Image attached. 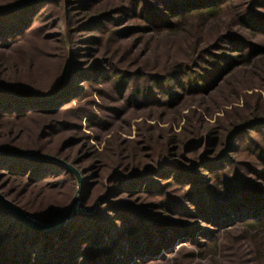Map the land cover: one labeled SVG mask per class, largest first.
<instances>
[{
  "label": "trees",
  "instance_id": "16d2710c",
  "mask_svg": "<svg viewBox=\"0 0 264 264\" xmlns=\"http://www.w3.org/2000/svg\"><path fill=\"white\" fill-rule=\"evenodd\" d=\"M33 37L65 46L61 85L41 90L31 77L35 54L25 43ZM86 53H95L83 61L89 76L75 84ZM263 88L264 0L0 6V181L23 182L24 192L0 190L52 224L78 192L73 167L84 180L79 200L86 208L48 231L27 226L0 203V264H158L181 256L243 264L244 243L255 264H264V100L251 103ZM98 97L109 103L101 116ZM139 110L150 111L143 125L163 121L170 129L155 147L143 131L156 162L131 168L125 159L136 157L125 153L115 123ZM84 118L96 140L113 129L103 142L115 144L116 167L98 186L96 164L80 168V160L61 158L66 147L88 142V134L76 136ZM124 121L129 129L134 122ZM63 132L74 134L51 152L47 142Z\"/></svg>",
  "mask_w": 264,
  "mask_h": 264
},
{
  "label": "rangeland",
  "instance_id": "374dc122",
  "mask_svg": "<svg viewBox=\"0 0 264 264\" xmlns=\"http://www.w3.org/2000/svg\"><path fill=\"white\" fill-rule=\"evenodd\" d=\"M14 0H0V6L3 4H12ZM44 9H40V12H42ZM58 31L57 28L51 29V32H56ZM60 41H55L54 39L48 40V42L43 41L42 39L38 37H33L29 41L25 43V49L28 51L29 54L33 53L35 54L32 58L33 61V67L30 71V75L32 78L38 81L39 87L41 90H46L48 89L49 86H53L55 83L56 85H61L60 81V76L63 74L64 70L67 67L68 64V53L67 50H65V46L63 43H59ZM36 47L40 49H36ZM105 47V46H103ZM103 50L106 48H102ZM100 51V50H99ZM85 55L88 56H95V53L93 55H90L89 53H86L82 55L81 57V64L78 66V72L74 74V80L73 82H76L75 84H81V80L85 78L87 75L89 76V73L85 71V65L83 61L85 60ZM100 57V53H98V59ZM119 57V56H118ZM117 57V60H118ZM94 58V57H93ZM93 58L89 60V66H92L95 61H93ZM252 93L251 91H249ZM253 97L251 99V103L253 104L256 99L264 100V88L261 90H256L253 93ZM94 98H96L94 96ZM106 100V99H105ZM102 100L100 97L96 99V106L95 109L96 112L95 114L101 116L103 114H106L107 112L104 110V108H107L109 103L106 100ZM103 111H101V110ZM150 113L148 110H139L131 115L125 116V119L123 120H134L132 123L131 128L126 125L125 121L123 120L115 123V129L120 128L121 131H119L121 138L119 139V142L123 143V148L125 150V153L130 155H133L136 157L135 160L130 161V158H126L125 162H133L130 167L132 168L135 165L144 168L147 165H153L155 161V158L157 156L153 155L151 152V145L152 146H160L161 143H164L165 138L167 137V133L169 132V123L165 122H160L158 127H154L155 121L149 120L146 122L147 125H143L144 122L143 118H141L143 115ZM218 115H223V112H220ZM131 116V117H130ZM147 116V115H145ZM136 119H134V118ZM166 118V117H165ZM215 118V116L213 117ZM210 121H213L211 119ZM31 124V122H30ZM183 122L180 124V126H174V131L173 132H179L181 129V125ZM148 125H151L153 127H150ZM88 123L87 120L84 118L82 120V132L77 133V137H81L82 133L88 134L89 140L88 142L83 141L81 144L75 145V146H69L64 149L61 153V158L66 159L71 162H75L77 160H80V168H85L87 166H95L93 164H96V170L94 169V173H96V180H97V186L99 185L100 182H104L107 180L111 172L114 171L115 169V164L114 162L117 160L116 155L113 154V149L115 144H110L108 145V149L104 148L105 143L103 142L105 138L110 137L113 134V129L111 128L110 131H105L102 132L101 134L104 133V137L102 138V141L96 140L95 139V133L93 130L88 129ZM158 128V129H156ZM150 129V130H149ZM147 130L149 135L152 136V138L155 140V142L151 143L149 145L144 141V133L143 131ZM74 134V132H63L59 133L56 136H54L50 141L47 142L49 149H51L53 152L54 150H57L61 147L62 143L71 135ZM73 136V135H71ZM22 139H26V137H23ZM119 142H115L116 144ZM85 145L84 149H81L82 146ZM107 149V150H106ZM101 153V154H100ZM87 154H91V157H86ZM93 157V158H92ZM91 158V159H90ZM94 160L96 163H94ZM115 160V161H114ZM102 182V183H103ZM23 182H7L5 179L0 181V186H5L3 189L8 190L10 188L16 189V191H19L20 194L24 192L22 184ZM13 184V185H12ZM19 184V185H18ZM79 188V187H78ZM0 193H2V190H0ZM78 193V192H77ZM4 195V194H3ZM5 196V195H4ZM77 196V194L74 196V198ZM81 196V195H80ZM6 197V196H5ZM7 198V197H6ZM73 198V199H74ZM80 198V197H79ZM8 199V198H7ZM73 201V200H72ZM72 204V203H71ZM76 211L77 212H85L86 208L82 205L81 201L77 203L76 206ZM264 231V230H263ZM244 243V257H243V264H255L253 260V254L251 253L252 248L248 249L245 248ZM189 250V249H188ZM247 251V253L245 252ZM186 252V251H185ZM231 258H233L232 254L230 253ZM217 264H222V260L217 258ZM175 259L172 261L166 260L163 263H158V264H211L209 263L210 261L205 258L201 257H196L194 259H185L183 256L179 257L174 263ZM234 264V263H231Z\"/></svg>",
  "mask_w": 264,
  "mask_h": 264
},
{
  "label": "water",
  "instance_id": "95a60500",
  "mask_svg": "<svg viewBox=\"0 0 264 264\" xmlns=\"http://www.w3.org/2000/svg\"><path fill=\"white\" fill-rule=\"evenodd\" d=\"M71 169L76 173L78 182H79V188L77 196L73 199L72 204L66 211V213L56 222L52 224H43L34 218L30 217L28 214H26L24 211H22L19 207L14 205L10 200H8L3 194L0 193V203L7 208L8 211H10L14 216H16L18 219H20L23 223H25L27 226L31 228H35L38 230H58L61 227H63L68 220L72 217L74 212L76 211L77 203L79 202V197L82 195L84 190V180L81 175V173L71 167Z\"/></svg>",
  "mask_w": 264,
  "mask_h": 264
}]
</instances>
